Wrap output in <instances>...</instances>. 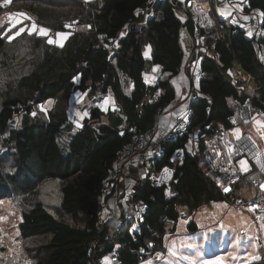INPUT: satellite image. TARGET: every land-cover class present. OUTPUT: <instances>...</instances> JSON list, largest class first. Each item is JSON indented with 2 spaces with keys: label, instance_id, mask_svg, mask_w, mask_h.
Returning a JSON list of instances; mask_svg holds the SVG:
<instances>
[{
  "label": "trees",
  "instance_id": "trees-1",
  "mask_svg": "<svg viewBox=\"0 0 264 264\" xmlns=\"http://www.w3.org/2000/svg\"><path fill=\"white\" fill-rule=\"evenodd\" d=\"M75 2L67 6L79 8L74 19L87 29L73 31L62 47L45 46L41 60L30 72L7 82L1 93L0 142L10 148L15 170L4 174L0 160V199L20 195L26 207L18 224L21 237L45 238L36 264H88L87 242L105 231L98 222L101 184L121 146L146 131L175 98L170 80L179 72L183 59L179 33L185 24L170 0L154 5L144 26L130 29L125 35L121 33L127 24L142 20L143 16L136 12L145 7L146 0ZM243 3L244 11L255 8L264 13V0ZM184 17L189 20L191 15L185 12ZM217 21L214 28L218 33L213 38L200 30L205 48L216 55L202 54L200 60L205 76L199 88L210 102L198 99L189 105L190 125L203 130L217 124L232 128L234 109L230 99L238 104L250 100L256 110L264 112V66L257 60L252 40L238 27L219 18ZM142 43L151 46L149 59L143 56ZM5 44L0 35V51ZM148 65L157 66L159 72L150 83L145 76ZM231 67L253 83L250 95L240 93L239 87L227 78L225 71ZM72 91L110 94L113 105L106 112L91 109L89 120L95 123H82L66 143H61L58 136L65 117L50 112L42 120L33 117L32 112L35 105ZM103 116L106 121H101ZM178 149L183 150L180 161L172 158ZM164 167L172 171L168 184L154 186L145 182L132 195L134 202L146 207L142 221L127 222L113 241L99 247L101 253L120 243L122 264H140L148 254L163 249L166 234L174 231L182 216L179 208L190 215L213 202L241 198L238 190L244 174L228 192H222L207 162H200L185 150L184 139L166 147L164 155L154 163L153 172ZM47 180L60 182V211L70 215L72 221L54 217L40 201L31 202ZM80 217L84 219L82 224L78 222ZM186 228L190 232L197 230L192 220ZM246 264H264V260Z\"/></svg>",
  "mask_w": 264,
  "mask_h": 264
},
{
  "label": "rangeland",
  "instance_id": "rangeland-1",
  "mask_svg": "<svg viewBox=\"0 0 264 264\" xmlns=\"http://www.w3.org/2000/svg\"><path fill=\"white\" fill-rule=\"evenodd\" d=\"M75 1L80 0H8L7 3L0 0V35L6 40L0 51V102L6 83L28 74L34 64L41 60L45 46L62 47L73 31L87 29L85 24L74 19L79 8L67 6L76 3ZM85 1L91 3L94 0ZM197 15L198 13L194 16ZM233 18L241 21L238 16ZM215 21L218 22L217 18ZM40 29L47 30V35L41 34ZM125 32L127 29L123 30ZM49 39L54 42L49 43ZM142 44L144 53H147L150 44ZM107 47L110 48V45ZM150 69L151 66L148 65V73L151 72ZM225 75L239 87L240 93L251 94L253 83L240 70L232 67L225 71ZM107 95L66 92L56 100L49 99L35 105L32 116L42 120H46L50 112L64 116L65 122L58 140L66 143L82 123H95L89 120L90 111L93 108L105 111ZM19 119L18 116L16 120ZM101 121H106V117L103 116ZM241 132L247 133L261 150L260 156L254 161L249 163L241 158L236 166L244 174L239 184L238 196L252 199L264 193V119L254 116L251 124ZM9 151L10 148L0 142L1 169L4 174L15 170ZM241 161L246 163L242 164ZM246 171L248 172L245 173ZM171 177L172 171L165 167L161 172L154 171L137 179L139 183L143 181L161 186L168 184ZM35 201H40L54 217L72 221L70 215L60 211L58 180L43 182L31 202ZM25 208L20 195L0 199V264H36L37 256L42 253L40 248L45 244L44 237L23 239L20 235L18 224ZM191 220L199 230L188 234L186 226ZM78 222L82 224L84 219L80 217ZM165 245L167 249L148 254L140 264H246L264 260V216L256 219L250 209L228 206L225 201L215 202L210 207L196 211L193 218L181 216L176 222L175 231L165 237Z\"/></svg>",
  "mask_w": 264,
  "mask_h": 264
},
{
  "label": "built area",
  "instance_id": "built-area-1",
  "mask_svg": "<svg viewBox=\"0 0 264 264\" xmlns=\"http://www.w3.org/2000/svg\"><path fill=\"white\" fill-rule=\"evenodd\" d=\"M165 1L146 0L145 7L139 11L149 13L154 5ZM191 19L194 23L192 39L195 50L190 68L188 100L189 103L198 99H205L210 102L209 96L199 88V82L205 76L200 69L201 56L206 50L204 37L201 34V25L196 16L191 15ZM145 22L146 19H142L140 23L135 25L134 29L140 30ZM228 23L238 27L252 40L257 60L264 66V26L261 12L251 8L243 13L240 22L231 17L228 19ZM256 112L251 101L246 100L240 105L237 115L231 118L232 126H248ZM190 121L191 111L189 108L177 116L171 125L162 124L155 120L146 131L135 134L117 151L116 157L101 184L99 197L98 222L105 227V231L102 236L87 242L85 250L89 258L88 264H122L118 253L120 243H114L113 247L104 253H101L100 249L105 242L113 241L127 222L142 221L146 213V207L142 202L133 201L134 190L122 186L124 171L131 165H140L143 171H146L161 159L170 143L184 139L185 150L188 154L200 162L201 159L207 162L210 168L209 173L214 178L216 185L222 192L226 193L231 186L239 182L242 175V172L236 167V160L243 158L250 162L261 154L260 148L247 133L242 132L232 138L229 135V129L221 124H217L209 130H203L192 127ZM182 157V149H178L172 154L174 160L180 161ZM228 204L250 209L256 219H261L264 216V193H260L252 199H231Z\"/></svg>",
  "mask_w": 264,
  "mask_h": 264
},
{
  "label": "crops",
  "instance_id": "crops-1",
  "mask_svg": "<svg viewBox=\"0 0 264 264\" xmlns=\"http://www.w3.org/2000/svg\"><path fill=\"white\" fill-rule=\"evenodd\" d=\"M170 2L174 3L177 6V8L179 10L178 15L180 16V18L182 19V21L185 25L181 28L180 33H179V43H180V46H181V49L183 52L182 63H181L179 72L174 77H172L170 80V82H171V84L175 90V98L161 112L160 116L157 119L158 122H160L162 124H169V125H171L174 122V120L176 119L177 116H179L187 108H189V105H190L189 100H188V91H189V87H190V78L189 77H190L191 61L194 57V50H195L194 49V42H193L192 35H191L192 29L194 28V23H193L191 17L189 20L184 17L185 12H188L189 14L190 13H195V14L198 13V15L196 17H198L197 19H199L203 33L205 34V36L206 35L211 36L212 38H213V35H215V33H218V31L214 28V26H215L214 23H215L216 18L217 19L219 18V20H224L225 22L228 23V19H230L231 17L238 16L240 19H242L243 13H245V11H244L245 5L243 3V0H170ZM136 15L141 16V17L143 16L142 19H147L149 16L152 15V12L150 11L149 13H143L141 11H137ZM140 22H141V20L139 21V19L135 20V22L127 24L123 30L127 29V32H128V30L134 29L135 25L140 23ZM187 22H189V23H187ZM122 34L125 35L126 32L123 33V31H122L121 35ZM150 50H151V46H150L149 50L147 51V53H144V51H143V56L146 59L150 58V54H151ZM203 54L208 55L210 57L215 55L209 49H206L203 52ZM214 57L216 58V55ZM150 70H151V72L145 75L146 78H148L150 76L149 79H146L147 83L152 82L154 79H156V77L159 76L157 66H152ZM126 91H129L128 86L126 87ZM248 91H250V90H248ZM106 103H107V106H106L104 112L107 111L108 107H111L113 105V99H112V96L110 94L107 95ZM229 104L234 109V115L233 116H236L241 104H238L231 99L229 100ZM256 111L257 112L255 113L254 116H257L259 118L264 119V112L258 111V110H256ZM243 128L244 127H242V126H232V128L229 129L230 137L235 138L236 136L241 134L242 133L241 131ZM243 133H245V132H243ZM238 160L239 159L236 160V164H237ZM164 168H162V170ZM153 169H154V164L151 165L146 171H143V169L141 168L140 165H131L130 167H128L124 171V175H123V179H122V186L126 189H133L134 190L133 192H135L139 187L142 186V183H143V181H142V183H139V180L137 178L138 177L141 178L145 175L153 173ZM249 170H250V168H249ZM248 171H246V172H248ZM159 172H161V170ZM154 186H159V185H154ZM213 203H215V202H213ZM213 203H211V204H213ZM211 204L204 206V207H202L196 211H200L203 208L210 207ZM227 204H228V202H227ZM228 206H229V204H228ZM181 208H182V210L181 211L179 210V211H180L182 217L193 218V214L196 211H194L190 215H187L186 210L183 207H181ZM196 226H197V224H196ZM198 230L199 229L197 228L196 231H198ZM174 231H175V228H174ZM193 232H195V231H193ZM172 233H167L166 236L170 235ZM187 233L190 234V233H192V231L190 232L187 230ZM165 247H166V245H165V240H164L163 250L167 249V247L166 248ZM166 252L167 251H165V253Z\"/></svg>",
  "mask_w": 264,
  "mask_h": 264
},
{
  "label": "snow or ice",
  "instance_id": "snow-or-ice-1",
  "mask_svg": "<svg viewBox=\"0 0 264 264\" xmlns=\"http://www.w3.org/2000/svg\"><path fill=\"white\" fill-rule=\"evenodd\" d=\"M8 2V0H5V3H7ZM23 15V14H22ZM262 15H264V13H262ZM21 31H23V29H21ZM40 32H41V34H44V35H47V30H45V29H40ZM19 33H17V35H18ZM49 43H53L54 41L53 40H51V39H49V41H48ZM34 115H35V113H34ZM241 163L242 164H244V163H246V162H244V161H241ZM227 190V189H226ZM185 259H188V257H185ZM106 261H107V258H106ZM193 264H195V262H193Z\"/></svg>",
  "mask_w": 264,
  "mask_h": 264
}]
</instances>
